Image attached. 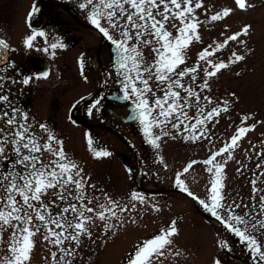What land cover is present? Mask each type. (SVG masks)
<instances>
[{
	"label": "snow or ice",
	"instance_id": "1",
	"mask_svg": "<svg viewBox=\"0 0 264 264\" xmlns=\"http://www.w3.org/2000/svg\"><path fill=\"white\" fill-rule=\"evenodd\" d=\"M234 3L239 10L254 7L247 0ZM78 7L112 45L113 72L108 75L119 84L122 96L118 98L130 101L129 119L138 121L144 140L155 149L160 148L164 137L209 142V156L202 161L192 160L176 173L174 186L198 201L205 212L237 237L253 264H264V188L251 181L253 193H260L256 204L251 205L228 203L222 192L227 164L235 159L240 141L256 125H246L249 117L244 116L229 140L215 149L209 126L219 123L221 114L230 111L233 101L203 94L211 91L209 82L213 78L246 60L247 52L231 49L227 60L220 53L230 43L246 49L247 40L241 37L250 34L251 25L231 35L225 28L224 39L203 47L189 64L191 47L204 43L201 29L224 21L236 9L225 6L213 10L215 5L206 4L205 0H78ZM37 12L33 6L30 16ZM38 38L43 39L45 46H37ZM23 43L27 49L52 58L58 49L66 47L59 39L50 42L47 32L35 28ZM13 51L6 40L0 39V65L5 66L0 71H6L8 54ZM80 67L83 75L82 58ZM49 75L43 72L36 79H47ZM4 79L0 76V81ZM32 79L24 76L20 83L29 85ZM12 83L16 81L13 79ZM4 89L5 84L0 83V105L4 106L0 108V264H32L38 236L49 249L50 260L45 257L49 264H76L78 258L82 260L80 252L85 239L95 243L94 237L102 235L107 243L109 235L115 236L126 223L135 222L132 213L138 206L147 207L150 201L133 190L122 202L92 183L91 176L66 151L55 131L44 123L34 131L30 114L15 106ZM100 103L96 99L88 114L92 115ZM87 142L95 158L112 155L94 148L91 136ZM259 157L264 159V152ZM196 164H203L210 177L204 199L191 191L182 178ZM256 167L264 169V163H257ZM237 171L242 172L243 167ZM128 173L131 176L132 169ZM260 175L264 176V171ZM257 204L259 209L253 213ZM152 207L161 211L154 204ZM237 209L247 211L238 213ZM178 236L177 222L172 221L134 245L126 256V264H178L183 255L176 244ZM219 246L231 251L227 241H221ZM214 264L221 261L217 259Z\"/></svg>",
	"mask_w": 264,
	"mask_h": 264
},
{
	"label": "rangeland",
	"instance_id": "2",
	"mask_svg": "<svg viewBox=\"0 0 264 264\" xmlns=\"http://www.w3.org/2000/svg\"><path fill=\"white\" fill-rule=\"evenodd\" d=\"M31 1L0 0V36L8 40V42L15 40L14 37L17 34L18 27L22 25V19H24ZM247 2L254 5V7H249L244 11L237 8L234 0H205L206 4L215 5L213 10L227 6L236 9V11L224 21L217 22L214 25H206L201 29L204 43L202 45L194 44L191 47L188 63L192 64L197 59V53L203 47H206L214 40L224 39L222 32L225 28L228 29L227 35H231L240 31L245 25H251L250 34L246 37H241V39L247 40L246 49L243 47L237 48L235 44L230 43L229 48L220 53L221 58L227 60L231 49L247 52L246 60L234 65L230 70L224 71L217 78H213L209 82L211 91L205 90L203 93L216 100L229 99L233 101L230 111L221 114L219 123H213L209 126L211 138L215 140V149L221 147L223 141L229 140L236 128L241 126V120L244 116L249 117L246 125H256L255 130L248 132L246 137L240 141V147L235 152V159L227 164L223 181L225 187L222 190L228 203L236 201V203L251 205L256 204L260 195V193H253L251 181L255 180L257 187L264 188V176L260 175L264 169L256 167L257 163H264V159L259 157V154L264 152V0H247ZM71 5L70 7L82 13L78 14V16L84 21L85 16L78 7V0H72ZM203 18V15H201V19ZM72 25L76 26L77 23L72 22ZM82 32H74L73 36H85L82 41L90 45L94 64L96 47L92 46L91 43L95 41L96 36L94 33H86L87 30ZM13 43H15L14 46H17V40ZM109 45L110 41L104 47H101L100 53L102 65L106 68L113 67ZM77 57H79V54L73 49L72 55L64 56L65 59L63 58L57 65L58 68H62L68 87L66 94L60 98L62 106L57 114L51 113L49 102L43 99L46 93L50 96L57 93L56 80L51 79L50 83H48L49 86H45L47 87L45 89L39 85L40 92L37 91L33 94V108L28 111L34 125L33 130L38 131L40 123L52 128L57 136L64 141L66 151L91 176V182L123 202L127 199L128 193L133 190L137 191V189L133 183V173L131 176L128 174L127 166L123 161H120L119 157H112L115 152L116 154L128 153L121 141L106 131H97L99 143L108 147L112 155L111 157L97 159L90 153L93 157L90 155L85 157L87 149L84 133L86 129L72 126L67 119V110L71 103L89 91L95 90L101 84L95 65L94 67L90 66V75H88L87 67L85 75L81 74ZM16 69V66L13 68L9 64L6 71H0V76L3 74L4 76L2 77L5 78V75L9 72L17 73ZM85 76H88L86 80ZM13 79L16 83H12ZM109 80L110 87L115 88L116 86V88H119L118 83H114L110 77ZM0 83L5 84L3 91L6 93H11L12 96L20 93L18 78L4 79ZM232 93H235L234 97ZM91 104L92 102L88 103L84 110L89 108ZM116 109L121 114L126 113V109L123 106L116 105ZM89 119L96 120L97 118L92 116ZM107 122L113 123L109 120ZM116 128L131 140L139 154L150 155V157H143V159H146L144 162L146 173L143 178L153 188L170 189L174 183L173 176L176 172L182 170L184 163L195 157L203 159L210 154V145L207 140L191 142L185 141L182 137H177L176 139L164 137L160 142V148L155 149L146 141L145 144L142 142L143 138L141 135L143 136V133L140 125L136 127L116 123ZM59 133L61 134L60 136ZM161 157L163 162H161ZM137 167V161L131 158L129 168L137 169ZM240 167H243L242 172L237 171ZM192 169L182 178L185 179L187 185L194 193L204 199L207 195L206 189L210 179L209 174L203 164ZM145 196L150 203L147 207L138 206L137 211L132 213L135 216L134 223L128 222L115 236L109 235L106 238L107 243H105V238L102 235L94 237L95 243L85 239L83 250L80 252L82 260L78 258L76 264H126V256L132 252L134 245H138L144 239L157 234L161 229L169 226L172 221L177 222L179 236L175 240L183 253L178 258V264H213L217 259L222 260L225 264H244L238 261H231L230 258L221 252L218 247L220 228L201 216L188 198L175 193V191L156 196ZM153 204L158 206L161 211L156 212L152 207ZM258 209L259 206L257 204L253 209V213L258 211ZM236 211L243 213L247 209H237ZM231 237L240 242L234 235H231ZM240 246L241 249H246L242 245ZM232 248L236 255L246 256L236 246ZM45 257L50 260V252L45 246L42 237L38 236L32 264H49ZM166 264H172V262L167 261Z\"/></svg>",
	"mask_w": 264,
	"mask_h": 264
},
{
	"label": "flooded vegetation",
	"instance_id": "3",
	"mask_svg": "<svg viewBox=\"0 0 264 264\" xmlns=\"http://www.w3.org/2000/svg\"><path fill=\"white\" fill-rule=\"evenodd\" d=\"M35 1L36 0L31 1L24 15V19H22V25L18 27L17 34L14 37L15 40H17V46L15 48V52L10 53L9 62L17 66L21 100L25 106L29 103L30 108L33 106V94L39 91L38 86L41 85L43 86L42 88L45 89L47 88L45 86H49L48 83H50L51 79L56 80L57 83L55 84V86L57 87V93L52 96L46 93L43 99L49 102L51 113L57 114L62 106L60 98L64 96V94H66L67 88H68L66 84V80L64 79V73L62 71V68L57 67V65L59 64V61H62L64 56L67 57L68 55H72L73 49H75L79 54V57H77L79 69H81L80 60L81 58L83 59V63H84L83 75H85L86 67L88 68L87 69L89 72L88 75H90L91 74L90 66H93L92 49L90 48V45H87L85 41H82V39L85 36L80 35V36L75 37L73 36V33L74 32L80 33L86 30H87L86 33H94L96 38H95V41L91 43V45L96 47L95 55L97 54L99 47L101 45V38L98 34L93 32L87 26H82L79 24H77L79 26L77 25L73 26L72 22H75V23L77 22L73 19L71 15L65 12H62V11H60V13H53L54 6L59 5V4L61 5L71 4L72 0H49L46 3H44L43 6L38 10L34 18L30 19V13H31V10H32V7ZM34 21H36L37 25H34ZM85 23L90 24L86 18H85ZM29 25H31V27ZM33 28L42 29L45 32H47L49 34L50 42L55 39L62 40L64 44L66 45V47L63 49H58L55 58H52L51 55L49 54H44L43 52H37L34 49L32 50L27 49L24 46L23 41H24V38L31 33ZM37 46L38 47L45 46L42 38H38ZM36 57L41 58L42 63L49 64L48 72L50 73V75L47 79H44V78L36 79L38 75L42 74L41 71L44 70V68L40 66V62L39 64L35 63L34 60ZM104 69L108 77V83L106 86V90L107 91L116 90V88H113L112 86L109 87L110 81H109L108 73H110V71L113 72V68H109V67L106 68L104 66ZM29 75L33 77L29 85H23L22 83H20V81L22 80L24 76H29ZM92 92L93 91H90L84 96L89 95ZM107 96H108L107 92L106 93L104 92L96 97V99L101 100L100 105L97 106V110L95 109L92 110L93 111L92 116L97 119L96 120L89 119V125L85 127L86 128V131H85L86 138L88 139V137L91 136L93 140V147L98 148V149L104 144L101 145L98 142L99 136H98L97 131L103 130L113 135L114 137L118 138V136L114 132L117 129L116 121H113L108 114L109 110L111 109L116 111V102L109 101ZM95 111H97L96 114H95ZM107 120L113 122L114 124L107 122ZM107 127H110L114 131L110 130ZM107 149L110 150L108 147ZM88 155L89 153L87 150L86 157H88ZM112 157H120L123 159V161H126L128 165H130L131 158H134L136 156L130 153H126V154L117 153L116 154L115 152V154H113ZM138 157H150V155L148 156L146 154L141 153L138 155ZM144 161H146L145 158H144Z\"/></svg>",
	"mask_w": 264,
	"mask_h": 264
},
{
	"label": "bare ground",
	"instance_id": "4",
	"mask_svg": "<svg viewBox=\"0 0 264 264\" xmlns=\"http://www.w3.org/2000/svg\"><path fill=\"white\" fill-rule=\"evenodd\" d=\"M95 63H96V61H95ZM82 105L83 104H79L76 108H75V110H74V116H75V118L76 119H82ZM193 170V169H192ZM138 184L142 187V188H150V186H148V185H146L144 182H143V180H141V179H138ZM225 239V235L224 234H222V240H224ZM245 264H253L252 262H250V261H248V262H246Z\"/></svg>",
	"mask_w": 264,
	"mask_h": 264
},
{
	"label": "water",
	"instance_id": "5",
	"mask_svg": "<svg viewBox=\"0 0 264 264\" xmlns=\"http://www.w3.org/2000/svg\"><path fill=\"white\" fill-rule=\"evenodd\" d=\"M122 95H120V96H118L117 95V93H116V100H118V101H120V102H122V103H126L127 101H124L122 98H118V97H121ZM113 98V97H112ZM129 110L130 111H132V105L129 107ZM116 119H118V120H122L123 122H131V123H137L138 121H133V120H130L129 119V117H120V116H118L117 114H116ZM123 139V138H122ZM124 140V139H123ZM124 142H125V140H124ZM127 146H128V148L132 151V152H134L131 148H130V146L127 144Z\"/></svg>",
	"mask_w": 264,
	"mask_h": 264
},
{
	"label": "trees",
	"instance_id": "6",
	"mask_svg": "<svg viewBox=\"0 0 264 264\" xmlns=\"http://www.w3.org/2000/svg\"><path fill=\"white\" fill-rule=\"evenodd\" d=\"M12 102H13V104L16 106V104H17V100H11ZM4 106L3 105H0V108H3Z\"/></svg>",
	"mask_w": 264,
	"mask_h": 264
}]
</instances>
